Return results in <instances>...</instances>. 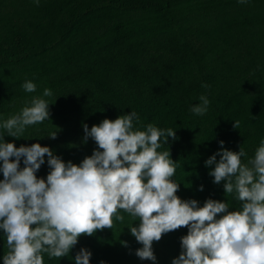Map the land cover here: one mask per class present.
Listing matches in <instances>:
<instances>
[{
	"label": "trees",
	"instance_id": "1",
	"mask_svg": "<svg viewBox=\"0 0 264 264\" xmlns=\"http://www.w3.org/2000/svg\"><path fill=\"white\" fill-rule=\"evenodd\" d=\"M27 79L37 83L35 92L22 87ZM45 87L53 89L46 97L51 119L28 125L27 137L6 133V140H39L79 163L98 146L84 140L83 122L91 127L133 108L138 125L176 129L162 148L177 160L173 178L182 198L203 204L211 196L239 207L204 162L221 147L242 146L252 156L264 137V0H0V119ZM201 93L211 100L204 115L190 111ZM55 130V138L47 136ZM48 171L45 162L37 175ZM124 215L113 229L81 234L63 257L45 253V264H76L82 246L92 250V264H172L188 227L154 241L158 261L150 262L136 255L142 244L127 227L138 218ZM7 250L0 230V264Z\"/></svg>",
	"mask_w": 264,
	"mask_h": 264
},
{
	"label": "clouds",
	"instance_id": "2",
	"mask_svg": "<svg viewBox=\"0 0 264 264\" xmlns=\"http://www.w3.org/2000/svg\"><path fill=\"white\" fill-rule=\"evenodd\" d=\"M202 86L209 87L207 82ZM22 87L35 92L37 83L27 79ZM52 95L53 89L45 87L18 112L0 119V230L8 248L4 264H45V253L63 257L81 234L113 229L114 218L125 220L124 212L138 218L135 222L139 223L127 227L142 244L135 249L142 260L158 261L154 241L187 226V234L181 236V252L172 264H264V137L252 156L242 146L238 151L221 147L204 162L214 165L209 174L215 183L223 182L225 194H235L239 207L211 196L201 204L178 194L181 182L173 178L177 160L162 148L170 137H176V129L155 122L138 125L140 115L133 108L91 127L83 122L84 140L92 138L98 146L79 163L66 161L39 140L17 146L14 140L5 139L6 133L27 137L28 125L51 119V103L46 97ZM210 104L208 94L201 93L190 111L204 115ZM239 124L235 120L234 126L239 128ZM57 135L55 130L47 136ZM219 143L226 142L221 139ZM45 162L47 176H38ZM92 256V250L82 246L73 259L76 264H92ZM100 264L109 261L102 259Z\"/></svg>",
	"mask_w": 264,
	"mask_h": 264
}]
</instances>
